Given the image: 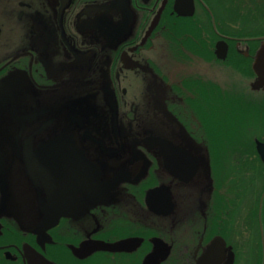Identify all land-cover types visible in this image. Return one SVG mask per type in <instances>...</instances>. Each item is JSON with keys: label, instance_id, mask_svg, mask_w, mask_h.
<instances>
[{"label": "flooded vegetation", "instance_id": "flooded-vegetation-1", "mask_svg": "<svg viewBox=\"0 0 264 264\" xmlns=\"http://www.w3.org/2000/svg\"><path fill=\"white\" fill-rule=\"evenodd\" d=\"M262 44L264 0H0V264H264Z\"/></svg>", "mask_w": 264, "mask_h": 264}, {"label": "water", "instance_id": "water-1", "mask_svg": "<svg viewBox=\"0 0 264 264\" xmlns=\"http://www.w3.org/2000/svg\"><path fill=\"white\" fill-rule=\"evenodd\" d=\"M252 68L255 75V86L264 88V44H262L260 49L256 52ZM257 150L264 163V145L257 144Z\"/></svg>", "mask_w": 264, "mask_h": 264}, {"label": "bare ground", "instance_id": "bare-ground-1", "mask_svg": "<svg viewBox=\"0 0 264 264\" xmlns=\"http://www.w3.org/2000/svg\"><path fill=\"white\" fill-rule=\"evenodd\" d=\"M72 113H73V112H72ZM72 113H71V114H72Z\"/></svg>", "mask_w": 264, "mask_h": 264}]
</instances>
